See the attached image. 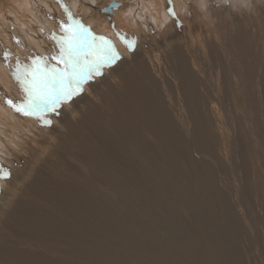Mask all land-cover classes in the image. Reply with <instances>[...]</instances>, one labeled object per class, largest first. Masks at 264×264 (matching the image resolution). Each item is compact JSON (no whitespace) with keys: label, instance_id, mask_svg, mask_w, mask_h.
Listing matches in <instances>:
<instances>
[{"label":"bare ground","instance_id":"bare-ground-1","mask_svg":"<svg viewBox=\"0 0 264 264\" xmlns=\"http://www.w3.org/2000/svg\"><path fill=\"white\" fill-rule=\"evenodd\" d=\"M56 1L73 4L74 13L82 10L87 15L86 23L94 20L106 29L112 24L108 45L113 51L116 47L120 60L116 58L114 71L102 76V92L80 85L79 93L85 98L76 102L73 99L74 107L67 111L70 119L59 120V133L49 136L29 164L28 172L20 174L21 179L0 209V264H201L198 253L209 264H215V248L205 228L190 218L193 215L188 206L179 205L187 217L180 236L184 233L185 237H193L196 248L173 233H163L156 224L159 221L155 223L142 209L133 208L128 193L133 195L140 187L141 194H150L170 210L171 202L160 195L144 165L153 160L163 162L169 166L167 175L174 179L179 174L178 164H183L194 182L206 191L207 198L208 192L213 193V204L220 211L218 217L226 222V207L217 193V174L204 162L212 159L219 166L221 161L212 156L208 147L189 148L176 139L175 129L187 141L197 138L211 144L209 135L217 131L219 111L228 117L229 102H234L244 116L253 114L250 93L257 67L264 64L255 62L249 33L255 31L252 19L264 14V8L254 17H241L239 7L228 8L229 17L218 26L198 28L192 24L182 28L178 37L167 38L173 18L186 21L185 14L180 16L174 11L175 1L183 5L180 12L196 15L200 10H188V6L198 4L199 8L206 0H168V16L165 0ZM112 2L117 7L107 14L105 9ZM255 4L251 0L247 8L251 10ZM51 10L49 0H0V36L14 32L18 37L14 44L3 43L2 49L14 51L18 50L16 46H24L42 54V30ZM139 21L144 22V29L137 24ZM261 21L264 23V17ZM27 24L32 27L26 28ZM136 32H144L145 39L156 32L165 38L145 44L148 49L144 51L145 45L135 42L141 41ZM130 42H134L132 47ZM42 60L38 59L52 66L50 59ZM2 99L0 125L4 128H0V135L5 136L6 131L19 138L12 127L20 124L26 130L19 121L22 118L18 119ZM244 119L247 125L249 117ZM227 122L223 138L229 153L225 157L242 206L246 191L257 193L261 189L259 179L249 176L259 154L247 140L249 133L241 131L232 118ZM0 141L4 143L0 152L7 150L11 142L6 144L1 137ZM167 152L170 159L165 157ZM219 157L226 160L223 155ZM231 226L228 228L233 234ZM259 242V256L264 262L263 244Z\"/></svg>","mask_w":264,"mask_h":264},{"label":"rangeland","instance_id":"rangeland-1","mask_svg":"<svg viewBox=\"0 0 264 264\" xmlns=\"http://www.w3.org/2000/svg\"><path fill=\"white\" fill-rule=\"evenodd\" d=\"M49 1L52 5V14L50 13L51 16H49V20L47 22L45 21V27H43L44 30H42L41 38L43 39H41V42L43 43L44 50L42 54L32 52L31 49L27 50V47H25L24 49V46H16L18 50L14 51L2 49L1 45L4 46L3 43L8 42L14 44L16 43L15 41H17L18 37L17 33L14 32L10 36L4 34L0 36V97L3 98L2 100L4 102L10 99L14 104H23L26 99L25 93L21 88L20 83L15 79L14 74L17 71V64L21 66V72H23L25 66H31L33 64V61H38V59L42 60L44 57H46L51 60L50 62L52 64V66H46L47 68L63 69L65 67L63 60H60L58 62V60L52 59L53 56H60V43L65 36V31L64 28H62V25L65 27H67L68 25H72L74 29L77 28L76 23L80 25L78 31H80L81 34V41L79 43L78 52L76 55L82 61L86 56L89 59L92 58L90 55V46L93 49L97 46L103 48H111L108 44L111 43L109 33H113L112 24H110V29H106V26L104 24L102 26L101 24L98 25L94 20L90 22L91 24L86 23L84 21V18L87 15H85L82 10L81 12L78 11L77 13H74L71 10L73 4H71L70 6L68 3L64 2V4L66 5L65 6L56 0ZM253 1L256 2V4L252 7L251 10L247 8L249 7V3L251 2V0H206L204 3L199 5L200 9L197 7L198 4H194L193 6L190 4L187 8L188 10H200V13L196 15L190 14V11L180 12L179 8L182 3L179 6V2L175 1V4L173 6L174 11L180 16L182 13L185 14L186 21H184L183 19L177 20V18H173L174 20L172 19L171 23L174 25L168 28V32L166 33L165 37H176L178 33H181L182 28H189V26L192 24L197 26L198 28L201 26H207L208 24L218 26L221 20L229 17V12L227 10L228 8L237 9L239 7L238 13L241 15V17H254V14L264 8V2L260 0ZM182 2H184V0ZM169 3L170 2H168V0H165V5H167V7H165V15L167 16L169 15ZM78 6L79 5H77V7ZM209 11H211V13ZM40 15L41 17H43V14ZM18 16L20 15L18 14ZM235 16H237V14ZM263 17L264 14L262 13L258 16V18L255 17L252 19V27L255 31L249 33V41L251 44L252 53L255 58V62H257L258 65L264 64V23L261 21V18ZM137 24L139 26L142 25V28H139L144 29V22L139 21L137 22ZM99 26L100 29H97ZM30 27H32V25L27 24L26 28ZM47 27H50L51 30H46ZM57 28H59V30H56ZM54 31L56 32V34ZM143 33L144 32H136L137 35L139 34V36L137 37H139L138 39L141 41L136 40L135 42H139L141 44V47H143L145 44L157 42L165 38L163 34L156 32L154 34H150L149 37L145 39ZM94 37H102L103 41L100 39H93ZM104 41L108 42L107 45H105ZM146 49H148V47L145 45L144 51ZM32 50L35 51L33 48ZM111 50L113 51V47L111 48ZM115 50L116 47L114 48V52ZM115 53L117 54L118 58V53ZM38 55L41 58H39ZM123 55L125 56L128 54L125 53ZM6 56L7 58H5ZM117 61L118 59L114 60V63L112 62L110 65H102V74L92 75L90 79L81 84V87H86V90L92 87L99 92L105 90L104 80L102 76L109 71H114V68L118 65ZM41 65L45 66V63L41 62ZM73 87H75V85H73ZM250 97L254 112H252L253 114L249 116H244L242 112H239V110L235 108L234 102L228 103V117H225L222 112L219 111L220 119L218 122L217 131L209 135V141H211V144H207L197 138H193L190 141H187L175 129L176 139H180V141L186 144L189 148H193V146L194 149L198 147H208L209 152L212 154V156L217 161H221V163L219 164L220 167L212 159H208L204 162L208 166V168L214 169L217 174V193H219V196L221 197L220 203L223 202L227 210L226 212V210L224 209L223 213V216L226 219L225 223H223L218 217L220 211L218 209L219 207L216 204H213V193L208 192L209 198L211 199L207 198L206 191L200 188L194 182V178L183 164H178L179 174L174 179H171L167 175L169 166H167V164H164L163 162L159 163L153 160L148 166L144 165V169L152 177L153 183L160 195L165 201L171 202L173 208H171L172 210L170 209L171 211L169 209L167 210L166 207V209L162 207L163 205L159 201L155 200L150 194H141L142 189L140 187H138V189L136 188L135 194L133 193V195H131L130 193H128L133 208L142 209L147 214V216L149 215V219L152 218L151 220L153 222L156 223L159 221L156 224L161 231L163 230V233H171L170 235H172L173 233L176 238L178 237L181 241L187 240V243H189L190 246L196 248V241L193 237H185L184 233L181 235L182 237L180 236V234L182 233L180 232V230L183 232L185 231V229L183 230V227H185L187 217L181 213L179 205L188 206L192 211L193 217H195L196 220L193 217L190 218L195 222L199 221V225L203 229L205 228L206 237L208 236L207 238L210 244L212 243L211 246H214L213 249L215 248V264H264L259 256V252H261L259 241H261V243L263 244L264 251V119L263 115H261V110L263 109L262 106L264 105V66L257 67V71L254 76V86L251 89ZM84 98L85 97L79 93L72 97L70 102L61 103L54 111L46 107H41L39 109L38 116L42 118H38L37 115H22L21 113L16 112L13 108L10 107V110L18 115V119L22 118L19 121L23 124L26 130H23L22 125L17 124L12 127V130L19 136V138L9 134L6 131L4 134L5 136H7L6 138L5 136L0 135L1 139L6 144H8V142H11L10 144H8L7 150L6 148H4V150L0 152V157L2 156L0 158V209L5 206L8 195L11 193L12 188L18 184L21 176L28 172L30 168L29 164H32L31 162H33L35 157L40 153L38 149L48 142V138H50L51 135H57L59 133V130H57V124L59 120H69L70 118L67 112L68 109L70 107H74V105L72 104H74L77 100ZM73 99L75 102L73 101ZM95 108L102 111L101 107L97 106ZM13 117L15 118V115ZM244 117H249V122L247 123V125L245 123ZM229 118H232L239 123L241 131L247 133V135L249 133V137H247V140L248 142L254 144L255 150L259 154V157L252 162L249 176L252 179H259L261 189L259 188L257 193L255 191H251L249 194H247L246 191L242 206L235 194V180L232 178L233 174L231 173L229 167V161L226 158L227 154L229 153L228 142L226 138H223L224 131L227 130V121ZM45 120L50 121V123H45ZM2 127L3 126H1L0 128ZM251 133L253 134L251 135ZM22 137L25 139H22ZM255 139L258 140V143H256ZM17 140L19 141L17 142ZM3 145L4 143L0 141V148H2ZM25 148H27L28 150ZM5 151L7 152V155L5 154ZM219 155H223L226 160L224 161V159L219 157ZM165 157L169 158L168 152ZM119 169L122 170V168ZM16 174L18 177L16 176ZM178 177L180 179H178ZM206 198L209 202L206 200ZM121 208L123 209L124 205H122ZM248 215L250 217H248ZM230 224L232 225V229H234L232 230L233 234H231L230 229L228 228L230 227ZM179 227L181 228L179 229ZM198 260L201 264H209L201 253H198Z\"/></svg>","mask_w":264,"mask_h":264},{"label":"snow or ice","instance_id":"snow-or-ice-1","mask_svg":"<svg viewBox=\"0 0 264 264\" xmlns=\"http://www.w3.org/2000/svg\"><path fill=\"white\" fill-rule=\"evenodd\" d=\"M71 19V17H70ZM64 28L65 36L60 43V56H53L52 59L64 61L63 69L47 68L42 66L40 61H33L31 66H25L21 72V66L17 64V71L14 74L15 79L20 83L26 99L23 104H14L10 99L6 104L22 115H37L41 107L55 110L61 103L70 102L72 97L79 93L80 85L92 77L100 75L102 65H110L117 54L111 48L97 46L91 48V59L87 56L82 61L76 55L81 41L79 25L74 29L72 25ZM86 31V30H85ZM103 41V38H96ZM107 44V41H104ZM129 43V47H132ZM7 58V56L5 57ZM46 65V60H45ZM75 85V87H73ZM45 123L50 121L45 120Z\"/></svg>","mask_w":264,"mask_h":264},{"label":"water","instance_id":"water-1","mask_svg":"<svg viewBox=\"0 0 264 264\" xmlns=\"http://www.w3.org/2000/svg\"><path fill=\"white\" fill-rule=\"evenodd\" d=\"M115 7H117V3L112 2V3L110 4V6H109L107 9H105V12L108 14V13L111 12L112 8H115Z\"/></svg>","mask_w":264,"mask_h":264}]
</instances>
